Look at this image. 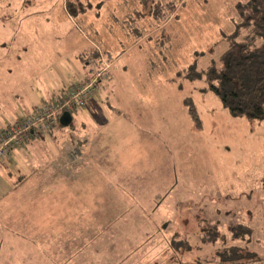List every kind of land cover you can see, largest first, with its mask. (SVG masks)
I'll use <instances>...</instances> for the list:
<instances>
[{"label": "rangeland", "instance_id": "rangeland-1", "mask_svg": "<svg viewBox=\"0 0 264 264\" xmlns=\"http://www.w3.org/2000/svg\"><path fill=\"white\" fill-rule=\"evenodd\" d=\"M165 1L138 18L137 0H0V111L54 102L93 75L84 58L99 52L107 78L96 107L28 145L22 200L0 199L2 238L23 262L220 264L228 227L244 223L253 235L242 243L264 264V119L233 116L203 71L250 33L237 10L246 0H185L156 28L153 5ZM130 26L147 33L137 40ZM210 225L226 240L203 246Z\"/></svg>", "mask_w": 264, "mask_h": 264}, {"label": "trees", "instance_id": "trees-1", "mask_svg": "<svg viewBox=\"0 0 264 264\" xmlns=\"http://www.w3.org/2000/svg\"><path fill=\"white\" fill-rule=\"evenodd\" d=\"M24 1L26 3V0ZM137 1L143 6V8L140 10L135 8L132 13H134L135 17L138 18L146 16L144 4H147L148 0ZM184 2L185 0H167L161 4H154L150 18L157 21L158 24L156 28L160 26L159 23L166 21L168 17L177 10L178 6L183 5ZM126 3L127 2L121 1L120 5ZM237 10L243 20V25L251 26L250 33L243 41L239 43L236 42L231 45L229 50L223 55L220 64L217 65L213 62L211 64L209 63L206 70L203 71L205 72L204 75L206 76L210 89L214 90L216 95L220 98L223 106L233 116L246 117L251 120H263L264 0H246L245 2H239L237 4ZM128 16L129 14H126V19H124V21L129 26L130 23L127 19ZM129 19L130 21H134V19L137 18L130 17ZM130 29L131 33L129 32V35L134 36L137 40L147 33H144L142 31L143 29L138 26H130ZM99 43L102 44L101 42ZM96 49L97 45H94V49L92 51L93 56L97 53L94 52ZM84 59L85 62L89 60L86 58ZM197 68L196 61V64H191L187 69L188 75L194 80L197 79L198 76L202 75V72L198 71ZM73 112H63L60 116L68 114V116H70L73 120ZM191 113L198 121L199 119L195 108H191ZM62 124V117H59L53 126H60ZM228 229L231 230V234H229V238H231V240L223 245V248L221 247L220 249H217L216 252L220 264H254L255 262L262 261V257L256 251L248 247V244L245 246L243 244V239H245V241H250L253 235V229L249 225L244 223H235L231 224ZM177 237L178 236H176V239H173V241L176 240L174 248L182 249L184 253L192 252L193 246L190 241L185 238L177 240ZM225 237V234H222L217 227L210 225L207 228L204 237L201 239V244L205 246V244L212 243L218 239L226 240ZM200 248L202 247L200 246Z\"/></svg>", "mask_w": 264, "mask_h": 264}, {"label": "built area", "instance_id": "built-area-1", "mask_svg": "<svg viewBox=\"0 0 264 264\" xmlns=\"http://www.w3.org/2000/svg\"><path fill=\"white\" fill-rule=\"evenodd\" d=\"M102 62L99 52V56L92 60V76L76 82L63 94H58L51 104L38 107L33 115L4 126L0 132V164L7 160L13 150L23 146L29 137H37L52 131L53 124L61 113L79 110L87 105L91 98L97 96L98 92L104 89L103 81L107 79L103 77L105 68Z\"/></svg>", "mask_w": 264, "mask_h": 264}, {"label": "crops", "instance_id": "crops-1", "mask_svg": "<svg viewBox=\"0 0 264 264\" xmlns=\"http://www.w3.org/2000/svg\"><path fill=\"white\" fill-rule=\"evenodd\" d=\"M85 64L87 65V67L92 66V60L89 58V60H87L85 62ZM102 96H103V94H98V96L93 97L87 103V105H85L84 108H81V109L83 111H85V113L90 112V109L94 108V106L96 107L97 103L101 100ZM51 101L49 103H47V104H51L52 103ZM0 112L4 113V117H0V132H1L5 128L4 126L9 125L10 123L22 121L25 116L33 115L36 112V109L33 110L32 112L26 110L21 115L20 114L18 115L16 113L15 116H10V111L7 112V111L4 110V111H0ZM63 116H65V115H63ZM63 116L59 115L57 117V119L59 117L61 118ZM56 127H58V126L56 125ZM45 133H51L52 137L55 138V136H53L54 135V131L53 132L52 131H48V132H45ZM44 135L45 134L42 133L41 135H39L37 137H29L27 139L26 144H24V146L13 150L9 154L7 160L4 163L0 164V181L4 180L6 183L10 184V179H12L11 187H6V189H4L3 191L0 192V199L3 200L4 204H6V203L8 204V203H12V202L16 203L17 201H21L22 200V198L14 195V191H15L16 186H21L23 183L27 182L29 179L25 178V179L17 180L22 175V173L24 172V171H22L23 168L20 167V163H21V159L20 158H21V156H29V155H31L32 154V147H29L28 145L30 143H32V141L38 140L39 138H43ZM43 139H45V138H43ZM70 149H68V151ZM67 156H68V154H67ZM82 157H83V155L77 161H80V159ZM77 161H75L74 163H76ZM9 168H11L12 172L11 171L8 172L9 173V176H8L6 172H7V170L9 171ZM7 179H9V180H7ZM13 180H15V181H13ZM66 181L70 183L71 180H66ZM15 212H16V210H15ZM15 216H16V214H15ZM3 220H6V215L5 214H3ZM0 229H1V227H0ZM2 236H4V233H3V231L0 230V264H6V262H9V264H27L26 262L22 261L23 252L20 249H18L17 247H13L12 244H7L5 239L2 238ZM3 251L5 252V254L3 255V259H1V252H3ZM71 256H72V254H70V257Z\"/></svg>", "mask_w": 264, "mask_h": 264}, {"label": "water", "instance_id": "water-1", "mask_svg": "<svg viewBox=\"0 0 264 264\" xmlns=\"http://www.w3.org/2000/svg\"><path fill=\"white\" fill-rule=\"evenodd\" d=\"M71 120H72V118L70 116H68V114H65V116L62 117V123L63 124H70Z\"/></svg>", "mask_w": 264, "mask_h": 264}]
</instances>
